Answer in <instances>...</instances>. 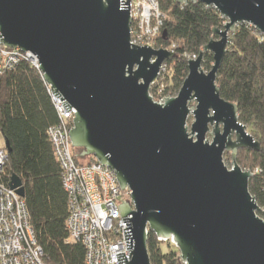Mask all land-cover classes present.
Listing matches in <instances>:
<instances>
[{
    "label": "water",
    "instance_id": "1",
    "mask_svg": "<svg viewBox=\"0 0 264 264\" xmlns=\"http://www.w3.org/2000/svg\"><path fill=\"white\" fill-rule=\"evenodd\" d=\"M188 1L215 7L226 23L188 61L177 96L163 103L151 86L176 52L132 43L130 0H0V37L36 55L46 83L68 111L76 109L70 138L77 156L96 157L133 191L134 207L119 205L131 250L117 254L119 264H151L150 231L173 238L185 264H264L254 172L237 161L239 150L262 146L217 83L237 26L249 23L264 35V0H177ZM205 52L214 55L208 71ZM10 186L24 195L18 176Z\"/></svg>",
    "mask_w": 264,
    "mask_h": 264
},
{
    "label": "trees",
    "instance_id": "2",
    "mask_svg": "<svg viewBox=\"0 0 264 264\" xmlns=\"http://www.w3.org/2000/svg\"><path fill=\"white\" fill-rule=\"evenodd\" d=\"M158 2L164 14L159 44L176 45V56L166 61L170 74L165 91L173 95L189 74L185 55L198 56L212 38H218L213 29H223L226 19L203 2ZM213 64V53L205 52L203 68L208 71ZM217 83L222 96L238 105L240 121L261 143V151L239 150L237 160L244 169L254 172L250 191L264 208V35L253 25L241 23L231 33ZM59 122L48 84L28 60L0 75L1 147L7 150L8 140L11 148L0 173V186L9 189L13 177L20 178L24 191L21 198L46 264H86V247L70 239L69 193L48 134L49 128ZM76 159L81 160L78 156ZM148 250L151 264H185L179 249L170 241H160L152 231Z\"/></svg>",
    "mask_w": 264,
    "mask_h": 264
},
{
    "label": "built area",
    "instance_id": "3",
    "mask_svg": "<svg viewBox=\"0 0 264 264\" xmlns=\"http://www.w3.org/2000/svg\"><path fill=\"white\" fill-rule=\"evenodd\" d=\"M127 2V0H124ZM132 43L152 44L160 32L156 20L162 17L158 0H130ZM158 18V19H155ZM140 19V20H139ZM161 23V22H160ZM0 37V75L14 69L22 60H28L39 71L36 55L20 48L5 46ZM154 44V43H153ZM162 72L167 69L165 63ZM43 76V73H41ZM44 78V77H43ZM48 90L59 116V124L48 134L63 170V182L69 193L70 214L67 220L70 239L86 247V264H119L118 253L130 255L127 247L124 221L120 204L132 202V190L122 189L116 172L102 164L96 157L77 161V152L70 138V119L76 109L68 111L61 96H56L50 85ZM164 100V99H163ZM67 102V101H66ZM68 103V102H67ZM8 156L0 146V173ZM160 241L174 242L173 238ZM174 244V243H173ZM0 261L1 264H46L30 223L25 201L12 188L0 186ZM130 264V263H129Z\"/></svg>",
    "mask_w": 264,
    "mask_h": 264
},
{
    "label": "rangeland",
    "instance_id": "4",
    "mask_svg": "<svg viewBox=\"0 0 264 264\" xmlns=\"http://www.w3.org/2000/svg\"><path fill=\"white\" fill-rule=\"evenodd\" d=\"M160 11H161V9H160ZM161 13H162V11H161ZM163 16H164V14L162 13V17H160L159 19L158 18H155V19H158V20H156V24H158V25H160V32L158 33V35H155V39H154V41H153V43L151 44V46L152 47H154L155 49H160V48H162V49H167V50H169V51H174V52H176L175 51V44H173L171 47L169 46V47H165V46H163V45H161V44H159L160 43V41H159V36H160V34H161V28H162V26H163V23H164V18H163ZM140 20V19H139ZM161 22V23H160ZM231 35V34H230ZM219 38V37H218ZM218 38H215V39H218ZM134 44V43H133ZM137 45V44H136ZM148 45H150V44H148ZM141 46H145V45H141ZM185 57L187 58V60L189 61L190 59H195V58H197L198 56H192V55H189V54H186L185 55ZM172 59V58H171ZM167 67V69L165 70V71H163L162 72V70L163 69H161V73H160V77H159V79L154 83V84H152V86H151V90H150V93H151V95L153 96V98H154V100L155 101H157V102H160V103H163L164 102V100H163V98H168V97H175V96H177V94H178V92H179V90H180V88L178 89V90H176L175 91V93L173 94V95H171L170 93H166V86L169 84V80L167 79L168 78V75L170 74V67L169 66H167V64H166V62H165V68ZM205 71H207L206 69H204ZM40 73H42V71L40 70ZM196 105H197V103L195 102V101H193L192 103H191V105L190 106H194V107H196ZM74 118H75V115H74ZM74 118L73 119H70V121H69V123H70V125H72V123H73V121H74ZM194 116L193 115H190V117H189V119H188V125H189V127H191V125L193 124V122H194ZM74 125V124H73ZM212 129L214 128V127H211ZM207 138L211 141L212 140V135L209 133L208 135H207ZM235 138V137H234ZM4 144V142H3V138H2V134H1V131H0V146L1 145H3ZM74 147V146H73ZM74 150L78 153L79 151H80V149H78V148H75L74 147ZM8 150H6V154H7V156H8ZM238 157V156H237ZM89 158V157H88ZM88 158H86V159H81L82 161H85V160H88ZM225 159V163H226V165L228 166V168L229 169H231L232 167H233V158H232V154L231 153H225V157H224ZM238 161V160H237ZM239 163V162H238ZM241 166V165H240ZM242 167V166H241ZM243 168V167H242ZM244 169V168H243ZM244 170H247V169H244ZM252 171V170H251ZM13 190H15L16 192H17V190L16 189H13ZM20 197H21V195H20ZM263 210H264V208H262ZM263 210H259L258 212H257V214H258V216L259 217H261L262 219H264V211ZM174 243V245L176 246V244H175V242H173ZM177 247V246H176ZM178 248V247H177ZM180 251V250H179Z\"/></svg>",
    "mask_w": 264,
    "mask_h": 264
},
{
    "label": "bare ground",
    "instance_id": "5",
    "mask_svg": "<svg viewBox=\"0 0 264 264\" xmlns=\"http://www.w3.org/2000/svg\"><path fill=\"white\" fill-rule=\"evenodd\" d=\"M216 35H218V34H216ZM218 37H219V35H218Z\"/></svg>",
    "mask_w": 264,
    "mask_h": 264
},
{
    "label": "crops",
    "instance_id": "6",
    "mask_svg": "<svg viewBox=\"0 0 264 264\" xmlns=\"http://www.w3.org/2000/svg\"><path fill=\"white\" fill-rule=\"evenodd\" d=\"M3 142H4V139H3Z\"/></svg>",
    "mask_w": 264,
    "mask_h": 264
}]
</instances>
